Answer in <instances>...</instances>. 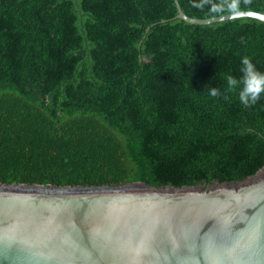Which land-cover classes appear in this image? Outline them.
I'll use <instances>...</instances> for the list:
<instances>
[{
	"label": "trees",
	"instance_id": "trees-1",
	"mask_svg": "<svg viewBox=\"0 0 264 264\" xmlns=\"http://www.w3.org/2000/svg\"><path fill=\"white\" fill-rule=\"evenodd\" d=\"M178 3L196 19L264 14V0ZM176 15L173 0H0V185L183 188L263 170L264 96L245 107L225 78L244 56L264 72V23Z\"/></svg>",
	"mask_w": 264,
	"mask_h": 264
},
{
	"label": "water",
	"instance_id": "water-1",
	"mask_svg": "<svg viewBox=\"0 0 264 264\" xmlns=\"http://www.w3.org/2000/svg\"><path fill=\"white\" fill-rule=\"evenodd\" d=\"M173 2L192 25L264 23L191 18ZM0 264H264V169L183 188L0 185Z\"/></svg>",
	"mask_w": 264,
	"mask_h": 264
},
{
	"label": "clouds",
	"instance_id": "clouds-1",
	"mask_svg": "<svg viewBox=\"0 0 264 264\" xmlns=\"http://www.w3.org/2000/svg\"><path fill=\"white\" fill-rule=\"evenodd\" d=\"M205 0H200L199 3L193 0V7H203ZM240 77H234L232 75L226 76L227 88L226 93H236L239 102L249 107L256 104L261 96H264V72L257 70L256 66L252 63L249 57L244 56L240 59ZM207 87V86H205ZM208 95L212 98H217L222 95L221 90L216 87L208 89ZM226 99L227 96L225 95Z\"/></svg>",
	"mask_w": 264,
	"mask_h": 264
},
{
	"label": "bare ground",
	"instance_id": "bare-ground-1",
	"mask_svg": "<svg viewBox=\"0 0 264 264\" xmlns=\"http://www.w3.org/2000/svg\"><path fill=\"white\" fill-rule=\"evenodd\" d=\"M148 31V30H147Z\"/></svg>",
	"mask_w": 264,
	"mask_h": 264
}]
</instances>
